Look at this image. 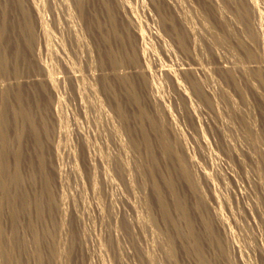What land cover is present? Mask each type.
Masks as SVG:
<instances>
[{
	"label": "rangeland",
	"instance_id": "374dc122",
	"mask_svg": "<svg viewBox=\"0 0 264 264\" xmlns=\"http://www.w3.org/2000/svg\"><path fill=\"white\" fill-rule=\"evenodd\" d=\"M23 1L34 22L36 57L29 70L24 65L21 73L4 75L0 82L32 84L47 75L56 81L41 95L48 129L46 167L58 202L40 226L51 228L56 250L50 255L44 247L45 264H198L180 240L169 255L174 231L154 207L147 152L136 146L116 110L115 96L105 89L115 75L138 82L148 113L160 119L178 153L190 160L198 195L182 180L177 191L192 208L197 198L204 204L192 214L196 229L203 231L207 259L214 264H264V0H111L118 20L129 30L134 53L142 55L140 62H124L116 70L103 61L109 46L100 37V27L89 24L76 0ZM79 1L88 13H97L102 26L111 27L101 0ZM171 24L176 31L168 29ZM182 31L184 46L179 41ZM167 70H174L176 82ZM128 110L133 113L137 106L131 104ZM131 126L139 124L132 119ZM154 151L159 153L156 141ZM167 168L172 170L170 158H161L159 171L168 173ZM203 217L213 223L218 244L207 242ZM3 228L9 231L10 224L5 221ZM20 229L31 240L27 226Z\"/></svg>",
	"mask_w": 264,
	"mask_h": 264
},
{
	"label": "bare ground",
	"instance_id": "6f19581e",
	"mask_svg": "<svg viewBox=\"0 0 264 264\" xmlns=\"http://www.w3.org/2000/svg\"><path fill=\"white\" fill-rule=\"evenodd\" d=\"M76 1L78 2L80 11L82 12L83 16L88 20L89 24L90 25L93 24V26L95 24L98 27H100V30H101L100 37L104 39V41L107 43L106 45L109 46V49L103 55V61L109 63L111 67L114 70H116L117 67L120 66L124 62H130V63L136 64L142 60V55L140 56L139 54L134 53L133 46H132V37L128 33L129 30L127 31V28H125V26H123V24L118 20L117 13H116L117 11H115V5H113L111 0H101V3L105 5L104 8L107 12L108 19L111 22V27H108V28H105L104 26H102L97 16V13L95 12L93 14L88 13L85 10V8H83V5L80 3V1L79 0H76ZM251 1H253L254 3L255 0H251ZM2 3L3 4L0 5V77L7 75L9 73H14V74L21 73L24 65H26L28 68L26 70H29L30 66H32V60H31L32 57L33 56L36 57V52H35L36 50L33 49L32 47L33 41L35 39V32H34L35 28H34V22H32V19H31L32 15L28 10L29 8L27 9V6H25L23 0H6ZM117 4H119V2ZM244 14H245V10H244V13H240L241 17L239 18H242ZM74 21H76V19ZM42 23H43L42 20H39L40 26L42 25ZM252 27L253 26H251V28ZM247 28H248L247 31L249 33L248 35L249 38L250 37L254 38V35L251 32L252 29H250L249 27ZM168 29L171 32H173L174 30L176 31V27H173L172 24L168 27ZM143 35L141 31V33H139V37H143ZM113 39L116 40L117 43L119 44L121 53L120 51L119 52L115 51L114 47H112V44L114 43ZM179 41L181 45L183 46L185 45L186 39H185V34L183 33V31L179 35ZM128 52L130 53L128 54ZM75 60H72V61L74 62ZM49 71H50V68H49ZM49 71L47 73H49ZM141 74H144L147 76L148 73L142 72ZM167 74L176 82L177 78H176V73L174 72V70L173 71L167 70ZM52 76L54 77V75H47L45 77V81L37 82L34 80L35 83L33 82L32 84L16 83L13 85H9V84H2L0 82V264H29L26 259L30 257L36 259L35 264L36 263L45 264V262L48 261V259L46 261V258H45L46 255L44 254V252L46 253V251H44L46 249V248L44 249L46 245L48 246L50 250V255H51L52 250L55 251L54 253H56V250L52 249L53 248L52 246L54 245L52 238L54 237H52L53 233H51L50 231L51 228L50 229L45 228L47 226L46 225L44 228L40 229V226H42V224L46 220L47 214L54 213L56 207L58 208V205H57L58 202H56V199L54 195L52 194V190H51L52 175L50 174V172L47 170V167H46L47 166L46 165L47 153H46V150L44 149V146L46 145L44 144V140H45L44 137L47 134L48 129L46 125L47 121L45 119V116L43 115L44 102L42 100L43 96H41L45 92L44 90L46 86L51 87V89L55 87L56 81ZM115 78H116L114 80L115 82L113 81V83L108 86L105 85L107 87L105 89H108V91L111 92L110 94L111 95L113 94L115 96L116 110L119 113L122 120L124 121V123L127 124L129 134L133 137L136 146L139 148L144 147V149L147 152L146 154L147 171L149 174L148 176H150V178L152 179L151 181L153 183V190H154L153 193L155 194V198H156L155 202H157L156 203L157 206L155 205L154 207H159V211H161L160 214H161L163 221L169 224L174 231L171 233V234L174 233V235H172L169 241L170 242V250L168 249L169 255L171 257L173 256L174 251H175L174 250L175 246L177 245L175 242L177 240H180L182 243V246L187 251L185 253H188L191 256L194 255L197 258L196 260H198V264H214V262H212L210 258L207 259L208 256L207 257L205 256L206 255L204 252L205 246L203 247V243H202V240H203L202 238L204 236L200 234V232L202 231L200 230L201 228L196 229V224L194 220L195 218H193V214H192L194 211V210L192 211L193 208L199 209L201 207V210H202L203 208L202 206L204 204L202 205V201H200L201 198L198 200V198L196 197L197 200L195 201L193 208H192V206L188 203L186 195L181 194L177 191L178 182L181 180L187 183L188 185L187 187H189L190 192H192L193 194H197L199 190L194 180L195 175L193 176V173L191 172L189 168L190 160L188 161V159H186L184 155H180L178 153L176 145L171 140L168 131L163 126V123L159 121L160 119L158 120L157 118L153 117L152 115L148 113L146 107L142 103L143 94L141 96L140 85L138 84V82H136L134 78L129 75H120V76L115 75ZM194 84L199 89L195 81H194ZM199 92H200V95L203 96V93L201 92L200 89H199ZM131 104H134L137 106V110L133 113L128 110V106ZM132 119H135L138 122L139 124L138 127L131 126ZM151 134H154L153 137L156 138V140L152 137ZM155 141L159 145V153H156L154 151ZM70 149L72 148L70 147ZM164 157L170 158L172 162V170H170V168H167L169 170L168 173H163L162 171L160 172L158 169L161 164V158H164ZM25 166L27 167V169L24 168ZM207 174L208 173H206V177L209 178ZM173 212H175L177 215L174 216ZM201 212H198V213L201 214ZM217 213L219 212H216V214ZM208 218L203 217V225H204V230H205L204 232H205V235L208 236L207 242H209L210 245H216L219 243L221 239L218 240L215 234L213 233V229H212L213 223L211 225ZM156 219L158 218L156 217ZM5 221H7L10 224L9 231L4 230L3 228V223ZM181 221L182 223H184V225L181 224ZM46 223L48 224V222ZM22 225L27 226L28 228L27 230L31 232V236H32L31 240L26 239L27 237H25V235L27 234L24 235V232L23 233L20 232V230H22L20 229ZM169 231L166 230V232H169ZM48 253L49 252H47V255ZM68 253H70V250ZM183 253H184V250H183ZM171 257H169L168 259H171ZM175 261H178V260L176 259ZM216 261H215V264H216Z\"/></svg>",
	"mask_w": 264,
	"mask_h": 264
}]
</instances>
